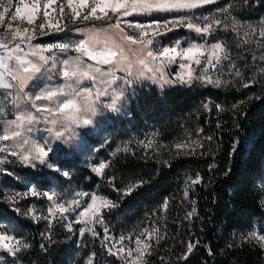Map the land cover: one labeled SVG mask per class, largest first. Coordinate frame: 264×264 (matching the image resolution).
I'll return each mask as SVG.
<instances>
[{"label": "rangeland", "instance_id": "1", "mask_svg": "<svg viewBox=\"0 0 264 264\" xmlns=\"http://www.w3.org/2000/svg\"><path fill=\"white\" fill-rule=\"evenodd\" d=\"M33 2L34 0H24V3L29 6ZM39 2L40 10L34 22L28 24L26 19L20 17L11 19V16L15 14V7H23L20 0H12L11 5L8 4V0H0V3L10 8L9 14L5 15V22L0 24V42L7 43L9 48V51L0 48V61H2L0 62V136L11 137L7 141L0 140V148H7V151L0 152V199L4 204L13 208L18 207L20 213L32 210L28 215H21L39 226L40 236L45 243L57 242L60 246H70V256L76 257L72 264L99 262L114 264L112 257L117 264H146L150 252L165 233L162 225L164 218L162 211L165 206L160 214L145 215L141 219L127 220L122 215H117L115 218L109 215L118 203L103 194L98 187L100 184H109L113 181L111 160L116 154L111 145L113 133H110L109 128L110 117L112 114L123 118L129 116L126 91L137 82H144L156 88L191 85L194 82L215 86V84L207 83L203 77L211 78L213 81L220 80V86H215L217 88L245 86L253 82L257 76L264 74V35H262L264 16H257V18L248 16L246 11L249 7L248 0H216L215 3L193 9L170 11L131 12L129 8L131 14L127 16L110 10H107L108 15L104 16L97 9L96 15L102 17L100 19L93 16L83 19L85 15H88L90 8H82L79 0H73L71 7L68 5V0H56L47 9L44 8L47 0H39ZM92 3L93 0H89V4ZM61 7L63 12L60 11ZM73 8L80 12L79 17L74 15ZM221 9L227 10L221 11ZM2 11L3 9L0 8V12ZM45 11L48 13L47 17L43 14ZM24 14L27 15V11ZM180 17L196 18L201 22V26H203L202 18L204 17H208L209 22L220 20L222 23L220 26L213 24L211 33L206 35L177 26L164 35L155 36L153 43L146 46L132 44L122 39L124 33L133 37L139 34V30L129 27L128 22L148 24L159 21L160 32H165V22H171ZM116 23L120 24L124 33L115 27ZM40 25H43V28ZM57 25L59 31L56 28ZM168 26L171 27V24ZM18 28L20 30L27 28L29 30L27 35L31 39L23 43L19 39L13 40L11 32ZM16 44H20L19 50L16 49ZM58 44H65L68 47L41 51L48 45ZM81 44L84 45L85 51L78 50ZM216 44L223 46L222 52L214 49ZM177 45L178 52L191 46H196L199 51L193 58L176 56L174 62L165 61L163 65L147 57L148 50L155 54L163 48ZM109 50L116 52L117 55L114 58L109 57L112 63H104L106 56H102L101 53L106 54ZM40 55L51 57V59L44 64L39 60ZM93 56L95 59L92 58ZM140 59H144L149 68L160 67L164 78L174 83H165L161 80L160 72L147 71L139 63ZM195 59H199L200 63L196 64ZM26 62L39 65L40 72L25 73L24 68L31 66ZM65 62L70 68L79 67L89 70L94 78L77 76L66 79L62 75ZM97 69L99 71H96ZM189 71L192 73V79L188 83H181L179 78L184 77L188 80ZM141 72L144 73L143 76L140 75ZM29 76L30 78L25 79ZM45 91H54L57 94L52 100L34 99ZM120 93L123 95L117 101V110L113 111L108 105ZM67 100H74L79 111L58 112L59 105ZM34 104L36 107L33 106ZM41 106L48 108L49 111H37L36 108ZM89 107L95 109V115L86 111ZM28 116L34 118L29 121ZM84 118H90L94 123L91 126H84L78 122ZM57 132L61 133L59 139L56 137ZM144 132L153 133L150 128ZM151 143V139L148 138L146 146L149 148ZM33 146L52 147L54 154L59 151L66 155H79V161L90 167L92 174L98 177L99 183L90 188L71 184L69 180L61 179V176L69 177L63 174L67 172L65 169L59 167L60 171H54L38 161L35 162V168L27 167L21 162L19 154H28L26 150ZM13 151L17 155H12ZM49 163L54 162L51 159ZM101 163H105L107 167L102 174H98L93 169ZM7 172H13L15 175L9 176ZM29 173L48 177L53 184L46 189L39 188L27 177ZM193 180L195 179L189 176L184 183L187 195L193 187ZM259 184L264 209V175L259 180ZM33 185L39 192L54 193V201H49L43 196H25L24 193L28 187ZM127 188H122L123 193ZM18 193L19 196H17ZM12 197H16V204L11 203ZM94 198L95 210H93ZM105 202L115 206H104ZM55 204L64 205L68 211L61 215L55 211ZM50 208L54 210V218L49 217ZM33 215L38 219H33ZM98 217L102 218V223L96 222ZM68 225H71V231ZM8 228L5 222L0 223V233L14 238L10 243L15 244L19 240L28 247H22L15 256L0 249V264H32L30 259L25 258L30 248V241L26 237L15 235ZM250 231L264 235L263 223L254 221L251 226L241 230L238 236L246 240L245 237ZM63 232L65 234L62 237ZM93 232L96 234L94 235ZM137 240L141 242L137 244ZM256 243L264 251V244ZM145 244L150 247L145 248ZM121 248L124 251L117 255L109 253V249L116 253ZM86 251L87 253L80 261L78 256ZM97 251L99 253L96 255Z\"/></svg>", "mask_w": 264, "mask_h": 264}, {"label": "trees", "instance_id": "2", "mask_svg": "<svg viewBox=\"0 0 264 264\" xmlns=\"http://www.w3.org/2000/svg\"><path fill=\"white\" fill-rule=\"evenodd\" d=\"M247 5L248 16H264V0ZM247 85L217 88L194 82L156 88L137 82L126 91L129 116L111 115L113 181L98 187L118 203L109 215L141 219L160 214L166 205L165 233L146 264H264L260 245L238 236L254 221L264 227L259 184L264 175V74ZM147 128L153 133L146 134ZM79 158L55 152L52 161L69 176L61 179L84 188L99 183ZM189 176L200 179L185 197ZM27 177L39 188L53 184L37 174ZM137 184L130 195L123 193V187ZM2 222L30 241L25 258L32 264L76 260L70 246L45 243L37 224L0 199ZM189 243L195 245L190 254Z\"/></svg>", "mask_w": 264, "mask_h": 264}, {"label": "snow or ice", "instance_id": "3", "mask_svg": "<svg viewBox=\"0 0 264 264\" xmlns=\"http://www.w3.org/2000/svg\"><path fill=\"white\" fill-rule=\"evenodd\" d=\"M12 0H8V4L11 5ZM56 0H47V3L44 4V8L47 9L52 3H55ZM73 0H68V5L71 7ZM216 0H93V3L90 5L89 0H79L80 6L83 7H88L90 8V11L88 15H85L83 19H88L89 16H93L97 19H100L102 17H99L96 15L97 9H99L100 12L104 14V16L108 15V11L110 10L113 13H122L124 16L130 15L131 13L129 12V8H131V12H146V11H170V10H177V9H193L197 8L200 6H203L205 4H211L215 3ZM20 4L23 5V7H15V14L11 16L12 20L17 19V17H20L21 19H26L28 24H32L36 18L37 12L40 10V2L39 0H34L33 4L29 6L28 4L24 3V0H20ZM0 8L3 9L2 12H0V24H3L5 22V15L9 14L10 8L8 6H5L4 4L0 3ZM227 9H221V11H226ZM25 11H27V15H25ZM61 12H63V8L61 7L60 9ZM73 13L75 16L79 17L80 12L76 11V9L73 8ZM44 16L47 17L48 13L45 11ZM203 19V26H201V22L197 20L196 18H188V17H180L174 21L171 22H165V32H160V22L159 21H153L148 24H143V23H133V22H128L129 27H133L134 29L139 30V34L137 37H133L132 35H128L127 33H124V29L120 27L119 23L115 24V27L120 30L121 33H124L122 39L125 41H128L132 44H141V45H151L153 43V38L155 36L159 35H164L166 32H170L173 30V28L179 26V27H186L189 30L195 31L197 34L201 35H206L210 34L213 28V24L216 26L221 25L220 20H213L209 22L208 17H204ZM171 24V27L168 25ZM41 28H43V25H40ZM9 28L11 29V26L9 25ZM57 30L59 31L58 25L56 26ZM150 30V31H149ZM28 29L24 28L23 30H20L19 28L16 29L15 31L11 32L12 39L16 40L19 39L21 43H23L25 40H30L31 37L27 35ZM264 35V33H262ZM147 37L148 39L145 40L144 38ZM68 45L65 44H58V45H48L46 48L41 49V51H51L53 48H60V49H65L67 48ZM177 46L174 47H167L159 50L158 53H153V51L148 50L147 51V57L151 58V61H159L161 65L165 63H172L175 61L176 56H181L184 58H193L194 54L199 51V49L196 46H191L187 49H181L179 52L177 51ZM0 48L5 49L6 51H9L8 44L0 42ZM16 49H20V44H16ZM215 50L223 51V46L220 44L214 45ZM78 50L80 51H85L84 45L81 44L78 46ZM214 55L216 54L215 52L213 53ZM35 55V53H33ZM102 56H106L104 59V63H112V59L116 57L117 53L113 51H108L106 54L101 53ZM110 57V58H109ZM95 59V56L92 57ZM227 58V57H225ZM19 59V57H17ZM49 59L51 57H47L44 55L39 56V60L42 61L44 64H47ZM2 62V61H0ZM194 62L196 64L200 63L199 59H195ZM29 63L31 66L30 67H25L24 72L25 73H38L41 70V67L37 64H32L31 62H26ZM139 63L143 65L147 71L149 72H160V79L164 80L165 83H174V81H168L164 78V73L161 71L160 67H157L155 69L149 68L148 64L145 62L144 59H140ZM7 67V65H5ZM181 67H185V65H181ZM96 71H99L98 69ZM237 74H239L237 70ZM62 75L66 79H71L73 77L77 76H82V77H88V78H94L90 75V71L86 69H81L79 67L76 68H70L67 62H65V66L62 71ZM131 75V73H129ZM141 76L144 75L143 72L140 73ZM188 75V80H185L184 77H180L179 81L181 83H188L192 79V73L189 71ZM15 78V77H14ZM29 77H25V79H28ZM202 78V77H197ZM204 79L207 80V83L210 84H215V86H220V80H215L213 81L211 78H206L203 77ZM131 83V81H129ZM248 85L246 84L245 87ZM5 87H10V85H5ZM56 92L54 91H45L41 93L40 95L36 96L34 99L35 100H52L54 96H56ZM123 95V93H120L119 95L115 96L111 102L110 105H108L109 108H111L113 111L117 110V101L119 100L120 96ZM36 107V105H33ZM205 108H207V104H205ZM37 111H49L48 108L46 107H37ZM66 110H71L73 113L79 111L78 106L76 105L74 100H67L59 105V108L57 109L58 112L60 113H65ZM86 111H90L92 115H95V109H92L89 107L86 109ZM34 117L28 116L27 119L31 121ZM23 119V118H20ZM79 123H82L84 126H91L94 121L90 118H84L82 121H78ZM14 135H19V133H14ZM61 133L57 132L56 137L57 139L60 138ZM11 137L8 135H3L0 136V140L7 141ZM177 147H181V145H177ZM7 151L6 147L0 148V152ZM28 154H19V158L22 163H24L27 167L29 168H35L36 167V161H38L41 165H47L49 168H52L54 171H60V168L58 166V162L56 163H49V160L52 159V156L54 154V149L52 147H47V146H33L30 149L26 150ZM12 155H17L15 151L11 153ZM107 167L105 163H101L98 165V167H95L93 170L97 172L98 174H102L103 170ZM65 176L68 175L67 172L63 173ZM7 175L9 176H14L15 174L13 172H7ZM227 175V173H226ZM199 177H197L195 180H193V183H198L199 182ZM139 185H131L127 189L124 190L125 195H130L131 192L134 190V188L138 187ZM20 194L18 193L17 196ZM25 196L31 195L34 197H40L43 196L49 201H54V196L55 194H50L48 192H39L37 191L36 187L30 186L28 187L27 191L24 193ZM187 196V192L185 193ZM17 200L16 197L11 198V203L16 204ZM94 204V209L95 210V198L93 201ZM104 206H111L114 207L115 205L110 204V202H105ZM166 207V205H165ZM55 211H58L61 215H63L64 212L68 211L67 208L64 207L62 204H55L54 205ZM13 211L23 214V215H28L32 210H28V212L25 213H20V209L18 207L13 208ZM49 217L54 218V210L50 208L49 210ZM195 208H193L192 212H190L188 215L191 216L195 213ZM49 217H41L44 219H48ZM33 219H38L35 215H33ZM97 223H102V218L98 217L96 220ZM69 231H71V225H68ZM107 231V229H105ZM81 234H83V230H81ZM95 235L96 233L93 232ZM14 238L10 237L6 234L0 233V249H3L7 251L10 255L15 256L17 252L21 250V248H27V244H22L19 240L15 242V244L10 243ZM107 239V237H106ZM123 239V237L121 238ZM246 240L251 241L255 240L258 243L264 244V235L258 234L256 231H250L247 236L245 237ZM137 244H139L141 241L137 240ZM150 247V245L145 244V248ZM195 247L194 244L189 243L187 246V253L190 254L193 251V248ZM124 249H118L116 253H113L111 249H109V253L113 255H117L121 252H123ZM143 255V253H141ZM183 259H187V254L182 257Z\"/></svg>", "mask_w": 264, "mask_h": 264}]
</instances>
